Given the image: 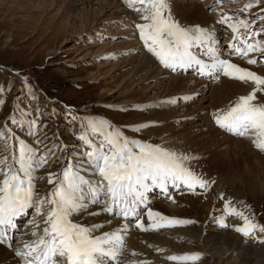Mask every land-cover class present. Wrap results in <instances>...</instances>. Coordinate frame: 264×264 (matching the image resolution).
<instances>
[{"label": "snow or ice", "instance_id": "snow-or-ice-1", "mask_svg": "<svg viewBox=\"0 0 264 264\" xmlns=\"http://www.w3.org/2000/svg\"><path fill=\"white\" fill-rule=\"evenodd\" d=\"M127 4L141 13L140 19L144 22L135 25L139 38L163 67L172 71L195 67L201 76L218 79L223 75L253 85L247 95L238 97L226 111H218L213 118L218 126L235 135L251 136L254 146L264 151V103H259L257 96L264 93V75L241 67L231 59L232 56L246 58L250 53L264 59V41L254 36L249 38L251 23L247 19L222 16L218 23L226 24L233 34L227 45L229 51L225 53L213 30L198 24H181L173 16L170 0H127ZM196 49H201V54L198 55ZM257 62L256 58L247 59L249 65ZM40 115L39 110L36 116L30 110H18L11 119L13 123L37 129ZM148 126L140 124L133 130ZM77 139L85 151L79 158L68 160L58 174L48 173L47 183L52 188L41 196L36 189L35 172L44 167L54 153L49 149L41 154L37 147L11 129L0 130V237L15 228L17 218L27 215L29 209L35 213L29 221L34 239L24 242L16 251L23 264H111L122 256V231L127 225L95 235L103 225L88 226L74 219L90 204L103 199L104 212L118 208L124 218L135 216L140 230H156L193 222L175 220L148 207L147 216L152 222L146 227L138 209L147 205V193L153 187L167 192L169 185L175 188L183 185L195 191L197 187L207 190L215 183L194 170L192 162L197 157L162 144L130 139L107 120L88 118ZM40 143V140L35 141L37 145ZM88 172L92 175L88 176ZM231 205L232 201L226 200L225 210L244 221L243 226L236 229L238 232L245 237L257 228L264 232V225H258L244 211ZM36 217L44 225L42 230ZM199 258L200 253L167 257L173 261Z\"/></svg>", "mask_w": 264, "mask_h": 264}, {"label": "rangeland", "instance_id": "rangeland-1", "mask_svg": "<svg viewBox=\"0 0 264 264\" xmlns=\"http://www.w3.org/2000/svg\"><path fill=\"white\" fill-rule=\"evenodd\" d=\"M120 1L122 7L127 12L131 13L128 16H130V19L132 17V19L129 21V25L128 20L124 21L125 23L123 22L124 24L119 27L118 31L121 32L125 29V33H127L126 31L134 32L133 35L136 44L140 46L141 51L143 53L146 52V54L148 53L147 55L152 57L154 62H156V59L152 56L151 52L147 50V47L146 49L144 48L143 41L139 38V30L135 27L136 24L144 22L140 19L141 13L129 7L127 0ZM188 2L195 4L198 2V4H201L207 16L214 18L215 22L216 20L220 21L222 16L230 17L233 20L247 19L251 25H256L257 33H259V35L261 34L262 41H264V31H262L264 30V0H170L173 16L180 21L181 24L186 26L198 24L209 28L211 24L206 26L204 22H195L189 20L190 18L185 19L177 13L175 4L179 3L186 5ZM246 5L251 6L246 7ZM136 7L139 8L140 5L137 3ZM63 10V1L61 2V0H54L50 4H46L44 0H0V130L11 129L18 137L25 139L28 143L37 147L41 154L47 153L49 149L54 153L48 157V163L44 167L37 168L35 172L37 177L36 189L41 196L45 195L52 188V185L47 183L48 173L52 172L58 174L68 160L73 157L79 158L85 151L78 141L77 136L80 134V130L86 124L88 118L110 121L113 126L121 129L124 135L130 139H139L153 144H162L170 148L171 146L169 145L172 144L169 138L163 137L164 134L162 136L156 135L150 131L152 128L161 127L163 124H155L151 121H145L146 123L130 121L135 119L134 116L137 113L149 116V107H147L146 104H121V101L125 99L124 97L118 98V95H110L116 89H130L133 86L131 83L127 86L124 84L127 79H124V76L118 80L120 73H117L118 77H108L110 68L113 67L112 65L117 62H123V59L127 60L132 54V51L130 49L128 51L124 50L118 55L114 53L110 54L108 51L103 52L101 48L105 45L110 46L111 41H120L124 38L126 39H124V41H127L128 38L122 37L123 35L119 33L115 34L117 31L110 27H107L108 30L105 28L104 31L100 28V31L98 30L99 32L94 28L84 29L82 27L84 24L81 23L79 18L80 14L78 19L74 20L72 16L64 15ZM216 10L220 12L216 13ZM221 10L227 13V15L223 14ZM75 11H77V9ZM225 25L226 24L223 26ZM64 45H68V48L72 50H69L67 53L62 52V50H64ZM140 52L139 54H142V52ZM233 62L235 63L234 60ZM156 65L162 71L170 73L157 62ZM104 66L106 67L102 69V72L97 73L98 68ZM249 68L259 71L264 75V67H260V69H254V67ZM171 75L185 76L178 74ZM187 76L197 81H204L194 78L192 75ZM102 77H105V80H102ZM143 80L144 79L141 78L142 83L139 85V88H142L143 91H149V98L156 99L163 90V86H157L156 82H153L151 79ZM229 81H233L231 83H242L246 90L244 92L241 91L238 96L231 99L230 102H226L224 106H218L219 109H228L236 102L238 97L247 95L253 87L250 82L246 83L235 79L231 80L228 77L222 76L218 82H209L210 85L207 91L201 94L209 97V102L207 104H210L212 100V86H217L222 82ZM257 96L258 102L264 103V93H258ZM198 99H200V97H197L195 100L198 101ZM166 100L170 101L171 99L167 97ZM166 100L164 102H167ZM191 100H193V98ZM191 100L186 99L185 101L184 97L182 99H178L177 97L174 104L175 106H180L190 103ZM18 110H30L33 116H36L37 110H39V113H42V115L39 117L38 128L29 129L26 124L19 125L13 123L11 117L17 114ZM214 114L215 113H209L208 118L212 125L217 127L213 118ZM193 120H195V118H193ZM184 121L183 119L182 122ZM143 123L149 126L140 131L133 130L134 126ZM174 127L179 128L181 124L178 126L174 125ZM219 129L221 128L219 127ZM186 130L193 132L195 130V125L187 124ZM221 131L224 132L222 129ZM239 138L243 140L246 139L245 141L251 149L264 156V151L258 150L252 143L251 136H240ZM36 140H40L41 143L38 145L35 144ZM60 149H63V151ZM192 167L197 173L204 176V178L214 180L215 183L211 184L206 191L199 187H197L195 191H192L184 186L186 190L181 191V194L177 193L171 202L157 198V201L155 200L153 204H158L157 202L160 200V206L167 207L168 210L172 211L170 213L176 215L177 213L174 212L175 208H187V205L182 201L179 202V200L195 194L200 197H211L213 199L212 205L218 207L219 210L217 209V211L212 214L208 212V214L199 215L193 208L190 209V213L185 216H180V214L169 216V218L175 220L192 221L193 223H181L168 226L167 228H159V232L151 231V229L144 231L149 234L148 236L154 233L159 234V238L163 237L162 239H154L152 242L154 247L165 248L167 251L161 253L158 251L160 255L162 254V256H159V254H157L158 252H154L153 254L150 250L149 252L143 253L142 250L139 249L140 254H144L145 260L140 261L136 259L138 261L136 264H236L237 251L232 253L226 252L222 255V260L220 261V257H213L200 242L183 234L185 231L194 232L202 230L201 237L203 238L204 233L208 232L211 228L219 232L229 231L233 235L237 234L241 241V248H252L253 257L257 259L259 257V252L264 251V232H260L259 228H257L247 237L241 232H238L236 229L242 227L244 221L242 217L235 214H229L228 212L225 214V202L226 200H231V207L244 211V213L249 215L258 225H264V190L256 193H247L244 192V187L239 185L241 192L238 195L232 194V188H228L224 194H220L219 190L216 189L217 178L215 174L208 176L201 172L202 169H197L195 164H192ZM153 199H155V197ZM101 203H103V201L98 203L100 206H94L103 209L105 204L102 206ZM88 208H90V206ZM88 213L89 210L87 209L78 214L74 217L75 221L88 225V222L85 221ZM34 215L35 213L32 209L30 220L33 219ZM219 217L227 220L228 226H220L218 223L220 220ZM36 219L37 223L39 221L40 230H42L44 227L43 223L39 217H36ZM30 220L20 226L22 229V232H20L22 242L25 237L32 235L33 227L29 223ZM233 223L237 224L238 227H236V225L234 226ZM103 224L107 226L105 228H110V226H112V223H102V225ZM135 228L138 229L137 227ZM108 230L109 229L106 231ZM180 230L181 232H178ZM97 232L98 231L94 234H100V232ZM131 232L127 237L125 250L127 255L124 254L123 264H133L132 258H135L133 253L136 251L129 247L128 241L132 236ZM134 235L136 240H140L137 238L140 233L138 234V232H135ZM140 242L145 243L143 238ZM170 242L186 246L188 249L181 250L182 252L179 251V253H177L173 246L168 244ZM13 248L14 247L8 248V250H14ZM201 248H203V250ZM142 249L147 251L148 246L146 248L142 247ZM191 253H200V258L198 260L175 261L167 259V257L171 255L181 256ZM155 258H159V260L156 261ZM218 261H220V263Z\"/></svg>", "mask_w": 264, "mask_h": 264}, {"label": "bare ground", "instance_id": "bare-ground-1", "mask_svg": "<svg viewBox=\"0 0 264 264\" xmlns=\"http://www.w3.org/2000/svg\"><path fill=\"white\" fill-rule=\"evenodd\" d=\"M53 1L54 0H44L46 4H50ZM62 1H63V9H64L63 14L72 16L74 20L78 19L80 14L79 18L81 20V23L84 24L82 26L84 29L94 28L95 30L100 31L101 28L102 31H104L105 28L110 27V28H114L117 31L115 32V34L119 33L123 35L122 37L128 38L127 41H124L125 38L120 41H111L110 46L105 45L104 47L101 48V50L103 52L108 51L110 54L114 53L118 55H120L121 52H123L124 50L128 51L130 49L132 51V54L130 56L128 55L129 57L127 60L123 59V62H117L112 65L113 67L110 68V72L108 76L109 78L118 77L117 73H120V77H118V80H120L124 76V79L127 78L126 81L124 80L125 81L124 84L126 86L129 85L130 83L133 84V86L130 89H126V88L116 89L114 90V92L110 94V95L113 94L118 95L117 96L118 98L124 97L125 99L124 101H121L122 102L121 104L143 103L146 104L147 107H149L148 108V111L150 112L149 116L148 115L145 116L141 113H137L134 116L135 119L130 120L131 122L151 121L155 124L156 123L163 124L161 127L154 126L156 128H152L150 130L151 133L161 136L164 134L163 137L165 136L172 141V144L169 145L171 146V148L177 149L179 151L197 157V159L194 160L192 164H195L197 169L200 170L202 169L201 172L207 174L208 176L214 174L216 175L217 178L216 189L219 190L220 194H224L226 189L232 188L233 191L232 194L238 195L241 192V190L239 189V185L240 186L242 185L244 187V192L247 193H256V192H260L261 190H264V156L259 154L257 151L251 149L248 143L245 141L246 139L243 140L242 138L225 134L224 132L221 131L222 128L220 126L219 127L221 129L213 126L208 118L209 113H216L218 111L222 112L227 110L226 108L219 109V107L224 106L226 102L228 101L230 102L231 99H234L236 96H238L241 93V91L244 92L246 90L245 87L242 85V83H235V82L231 83L233 81L231 82L229 81L222 83L219 82L221 84L217 86H212V93H211L212 100L210 104H207L209 102L208 100L209 97H206L201 94H204L205 91H207L210 85L208 81L206 80L197 81L189 76L186 77V76L171 75L170 73L162 71L156 65V62H154L152 57L147 55L148 53L146 54V52L143 53L141 51L140 46L136 44L135 37L133 35L134 32L132 33V31H126L127 33H125L124 32L125 29L121 32L118 31L119 27H121V25L125 23L124 21L128 20V25H129V21L132 19V17L130 19V16H128L131 13L127 12L122 7V5L120 4L121 2L120 0H119L120 2L118 0H61V2ZM192 2L191 3L188 2L186 5L176 3L175 9L177 13L185 19L190 18L189 20H193L195 22H200V21L204 22L206 26H209L210 24H213L215 22L214 18H212L211 16L209 17L207 16L206 11L201 4H198V2L197 4ZM76 9L78 12L75 11ZM63 49L64 50H62V52L64 53H67L69 50H72L71 48H68V45H64ZM140 51L142 52V54H139ZM105 67L106 66L99 67L97 73L98 72L101 73L102 69ZM141 78H143L144 80L151 79L153 82H156L157 86H163V90L156 99L149 98L148 97L149 91L147 90L143 91L142 88H139V85L142 83ZM102 80H105V77H102ZM185 96H191V99L193 98V100L190 99L191 100L190 103L184 105L182 104L180 106L178 105L175 106L174 103L171 102L169 103L166 100L168 97L171 100L176 101L177 97L178 99L179 98L182 99ZM197 97H200L198 101L195 100ZM165 100L168 103L164 102ZM193 118H195V120H193ZM183 119L185 120L184 122H182ZM179 124H181V127L179 128L174 127V125L178 126ZM187 124L195 125V130L193 132L186 130ZM87 175L91 176L92 174L91 172H89ZM181 201L187 205V208L185 209H183L182 207L175 208L174 212L180 214V216H185L186 214H189L190 213L189 210L193 208L195 209L196 213L199 215L205 213L208 214V212L212 214L213 212L217 211V209L219 210L218 207L212 205L213 199L211 197L206 198L204 196L200 197L198 195L192 194L190 197L179 200V202ZM159 202L160 200L157 202L158 204L151 205V209L153 211L160 212L163 216L166 217H169L171 215L173 216L177 215L170 213L172 211L168 210L167 207L160 206L161 204L159 205ZM88 210L89 213L87 218L85 219V221L88 222L87 223L88 225L90 226L94 224L102 225V223L108 224L109 221L110 223H112V226H110V228H105L107 226L103 224L102 228L96 230L98 231L97 233L100 232L101 234L104 233L107 229L116 227L118 221H116L112 217L110 212H104L101 208L95 207L94 205H90V208H88ZM90 213H99V214L91 215ZM219 218H220L218 222L219 225L225 226V222H227V220L222 219V217ZM143 222L146 227L152 222L148 219L147 213L145 214V220ZM233 225L234 226L236 225V227H238L237 224L233 223ZM134 229L136 228L134 227ZM134 229H132L131 232L132 236L128 239V241H129V247L132 248L134 251H136L135 258H132L131 256L133 262L136 261L135 264L138 263L136 259L140 261L145 260L144 254L141 255L140 250H142L143 253L149 252L151 250L153 254L154 252H158V251L160 253L167 251L165 248H161V247L156 248V246L154 247L152 240L158 239L160 237L159 234L153 233L150 236H148L149 234H147V232H144L139 228L133 231ZM151 231L159 232L158 229ZM135 232H138V234L140 233V235L138 236L136 235V236L140 240L143 238L145 243H141L140 240L135 239L136 238L134 235ZM178 232H181V230ZM201 232L202 230L201 231L197 230L194 232L185 231L183 234L192 237L194 240L200 242L213 255V257L215 258L217 256L220 257V261L222 260V255L225 254L226 252L232 253L234 251H237L238 253H237L236 264L264 263V251H260V252L258 251L259 257L257 259L255 257L254 259L252 248H244V249L241 248L242 246L241 241L237 234L233 235L229 231L219 232L216 229L211 228L210 230H208V232H205L204 235L202 234L204 236L202 238ZM162 238L163 237L159 239ZM32 239H34V237L32 235H28L27 237H25V239H23L22 244L24 242L31 241ZM168 244L173 246V248L176 250L177 253H179V251L181 250L188 249L186 248V246L177 245L172 242ZM147 246H148L147 251L142 249V247L146 248ZM21 247L22 245L19 247V249ZM201 249L203 250V248ZM16 251L17 250L15 249L10 251L6 246L0 244V264H21V259H19L18 256L16 255ZM125 252L126 251H124V254H126ZM159 252L157 254H159ZM159 256H162V254L161 255L159 254ZM155 260L157 261L159 260V258H155ZM220 261L218 262L220 263Z\"/></svg>", "mask_w": 264, "mask_h": 264}]
</instances>
